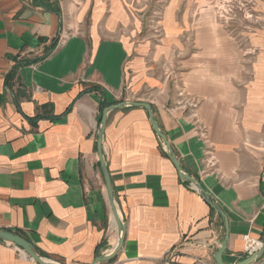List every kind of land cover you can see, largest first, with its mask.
<instances>
[{
  "label": "crops",
  "instance_id": "0c3cea01",
  "mask_svg": "<svg viewBox=\"0 0 264 264\" xmlns=\"http://www.w3.org/2000/svg\"><path fill=\"white\" fill-rule=\"evenodd\" d=\"M213 2L157 0L149 35L147 1L0 0V229L55 264L110 254L98 130L105 108L139 102L216 209L179 178L144 108L111 111L102 152L125 236L104 264H216L226 222V261L245 236L263 242L264 39L247 63L198 15ZM0 264L38 263L0 242Z\"/></svg>",
  "mask_w": 264,
  "mask_h": 264
},
{
  "label": "water",
  "instance_id": "95a60500",
  "mask_svg": "<svg viewBox=\"0 0 264 264\" xmlns=\"http://www.w3.org/2000/svg\"><path fill=\"white\" fill-rule=\"evenodd\" d=\"M124 107L144 108L148 112L151 126H152L154 132L158 135V137L161 139V141L165 145L169 159L171 160V162L175 166V168L179 174V178L183 182L191 183L192 186L203 197H205L206 201L214 209H216V206L214 205V203L210 200L209 197L206 196V192L203 189V187L201 186V184L195 178L191 177L189 174H187L183 170L181 163L178 161V159L174 155L173 150H172L167 138L160 131V129L158 127V124L154 118V114H153V110H152L151 105H149L147 103H139V102H123L121 104L109 106V107L105 108L103 110V113H102V118L100 121L99 130H98L97 149H98V155H99L101 168H102L104 178H105V182H106L107 195H108L110 208H111L113 218H114V221H115V224L117 226L118 233H119V241H118L117 246L112 250V252L110 254L97 256L95 258L94 262H92L91 264H104L106 262L111 261L112 259H114L117 256V254L121 250V248L123 246V242H124L125 226L122 223V221L119 217V213L117 211L114 194H113L112 187H111V179H110L109 172L107 170V166L105 164V160H104V156H103V152H102L103 139H104L105 129L107 126L108 113L111 111H114V110H118L120 108H124ZM218 212L220 215H222L224 217V214L222 211L218 210ZM228 239H229V228H228V223L226 222V238L214 256V261L216 264H256L257 262H259L260 260H262L264 258V240H263L262 245L257 252H255L251 255H245L246 258L243 260H240L238 262L229 263L224 258V254H225L227 247H228L227 246ZM0 242L6 243L9 245H14L16 248L22 250L28 258H30L31 260L35 261L38 264H55V263H53V262H51L45 258H42L39 255V253L37 252L34 244L31 243L30 241L26 240L23 236H21L19 234H16V233L11 232V231H6V230L0 229ZM59 264H61V263H59Z\"/></svg>",
  "mask_w": 264,
  "mask_h": 264
},
{
  "label": "rangeland",
  "instance_id": "374dc122",
  "mask_svg": "<svg viewBox=\"0 0 264 264\" xmlns=\"http://www.w3.org/2000/svg\"><path fill=\"white\" fill-rule=\"evenodd\" d=\"M144 1L147 3L137 10L143 32L160 35L162 8L157 0ZM213 3L212 9L204 8L198 15L216 18L221 32L243 52V60H247V63L249 61V64L256 61L260 52L258 39H264V0H214Z\"/></svg>",
  "mask_w": 264,
  "mask_h": 264
},
{
  "label": "built area",
  "instance_id": "2783aa9c",
  "mask_svg": "<svg viewBox=\"0 0 264 264\" xmlns=\"http://www.w3.org/2000/svg\"><path fill=\"white\" fill-rule=\"evenodd\" d=\"M245 241H246V253H247V255H251V254L257 252L262 245V242L251 240L248 236H245ZM256 264H264V258L262 260H260L259 262H257Z\"/></svg>",
  "mask_w": 264,
  "mask_h": 264
},
{
  "label": "trees",
  "instance_id": "16d2710c",
  "mask_svg": "<svg viewBox=\"0 0 264 264\" xmlns=\"http://www.w3.org/2000/svg\"><path fill=\"white\" fill-rule=\"evenodd\" d=\"M9 78H10V76H9ZM184 183H187V182H184ZM246 258V256H243V258H241V260H243V259H245ZM229 263H235V261H233V260H227ZM240 261V260H239Z\"/></svg>",
  "mask_w": 264,
  "mask_h": 264
}]
</instances>
